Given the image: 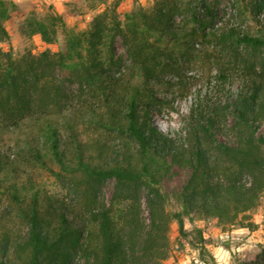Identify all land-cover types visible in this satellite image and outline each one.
Returning <instances> with one entry per match:
<instances>
[{"label": "trees", "instance_id": "1", "mask_svg": "<svg viewBox=\"0 0 264 264\" xmlns=\"http://www.w3.org/2000/svg\"><path fill=\"white\" fill-rule=\"evenodd\" d=\"M99 1L105 7L84 30L53 8L23 18L24 38L49 44L62 35L57 51L0 48V264H168L173 223L180 243L203 242L201 230H186L193 213L222 229L258 226L264 0H229L250 20L222 23L220 0H194L186 24L180 0H154L124 18L121 0ZM15 7L0 0L6 38ZM186 63L204 74H188ZM182 101L174 127L165 109ZM243 264H264V246Z\"/></svg>", "mask_w": 264, "mask_h": 264}, {"label": "rangeland", "instance_id": "2", "mask_svg": "<svg viewBox=\"0 0 264 264\" xmlns=\"http://www.w3.org/2000/svg\"><path fill=\"white\" fill-rule=\"evenodd\" d=\"M16 5L11 17L6 21L5 26L9 37L0 34V48L11 49L14 55L18 56L26 50H32L38 53L44 50L57 51L62 47L63 36L55 43H45L39 35L32 38H24L19 33V26L23 18L34 13L38 17L46 15L51 8L62 15L67 26L76 30H84L89 26L94 14L101 11L105 4L99 0H10ZM112 0H107L111 2ZM184 6L183 14L178 18L181 23L189 22V5L194 0H180ZM154 0H121L118 5V12L122 18L131 9L137 6L150 7ZM220 17L219 22L250 20V16H238L235 10L230 7L229 0L219 1ZM116 48L119 54H125V49L121 38L116 39ZM185 69L188 74L202 75L204 68L200 64L186 63ZM164 92V91H162ZM191 100V98H189ZM176 111L170 112L165 109L166 115L171 118V124L174 127L179 126L180 113L187 109V102H176ZM180 112V113H179ZM162 123L168 127V123ZM14 139V135H4L1 142L9 144ZM34 176L38 180L45 182L49 189L55 190L53 179L40 171H34ZM181 180L177 177L170 182V187L176 188ZM114 181L109 180L104 186V191L108 197L113 192ZM251 219L258 225L255 230L248 228L231 226L222 229L214 219L201 217L193 213L192 218H185L186 230L196 234L198 230L202 231L203 242L197 243L191 240V237L178 241V227L176 223L172 224L170 232L171 255L167 260L168 264H243V262L252 260L260 253L264 246V196L261 198L259 206L251 213ZM203 247V248H202Z\"/></svg>", "mask_w": 264, "mask_h": 264}]
</instances>
